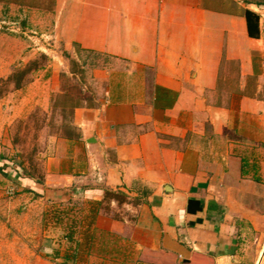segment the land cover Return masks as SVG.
Segmentation results:
<instances>
[{
  "label": "crops",
  "instance_id": "obj_1",
  "mask_svg": "<svg viewBox=\"0 0 264 264\" xmlns=\"http://www.w3.org/2000/svg\"><path fill=\"white\" fill-rule=\"evenodd\" d=\"M51 15L69 54L109 58L73 134L43 147L42 181L18 176L60 214L36 264H264V0H54ZM0 39L1 79L24 48Z\"/></svg>",
  "mask_w": 264,
  "mask_h": 264
},
{
  "label": "rangeland",
  "instance_id": "obj_2",
  "mask_svg": "<svg viewBox=\"0 0 264 264\" xmlns=\"http://www.w3.org/2000/svg\"><path fill=\"white\" fill-rule=\"evenodd\" d=\"M53 9L54 0H0V32L17 37L24 48L23 59L0 79V96H12L6 105L16 111L7 122L8 145L0 166L5 170L0 172V264H36L33 256L46 257L45 239H60L59 228L52 224L60 214L49 203L38 202L42 193L22 185L18 173L42 181L43 147L51 136L68 132L77 101L94 95L92 69L109 58L82 51L70 54L77 62L72 63L60 40L46 34L52 31ZM68 206L76 204L56 207L57 212H66ZM71 211L63 215L65 223L73 218L67 214L75 215Z\"/></svg>",
  "mask_w": 264,
  "mask_h": 264
},
{
  "label": "trees",
  "instance_id": "obj_3",
  "mask_svg": "<svg viewBox=\"0 0 264 264\" xmlns=\"http://www.w3.org/2000/svg\"><path fill=\"white\" fill-rule=\"evenodd\" d=\"M248 24H249V17H248ZM75 46H76V51H78V52H80L81 50H83V51H85V52H88V50H86V49H82L81 47H80V45L79 44H75ZM89 53H92V54H94V55H96L97 57H99V55H97V54H95V53H93V52H90L89 51ZM66 57H68V58H71L70 57V54L67 52L66 53ZM71 61H72V63H77L76 62V60H73L72 58H71ZM79 105H81V102H80V100H78L77 101V103H76V105L73 107V109H72V113H73V111H74V108L75 107H77V106H79ZM68 133L69 134H73V130H72V128L71 127H68ZM6 165H8V164H6ZM2 171H5L4 169H3V167H0V172H2ZM22 173V172H21ZM18 175H20L19 173H18ZM26 187V186H25ZM27 187H29V186H27ZM191 201H193V200H190V203H191Z\"/></svg>",
  "mask_w": 264,
  "mask_h": 264
}]
</instances>
